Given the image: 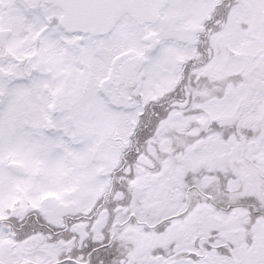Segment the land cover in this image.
Returning a JSON list of instances; mask_svg holds the SVG:
<instances>
[{
  "label": "snow or ice",
  "instance_id": "1",
  "mask_svg": "<svg viewBox=\"0 0 264 264\" xmlns=\"http://www.w3.org/2000/svg\"><path fill=\"white\" fill-rule=\"evenodd\" d=\"M0 264H264V0H0Z\"/></svg>",
  "mask_w": 264,
  "mask_h": 264
}]
</instances>
